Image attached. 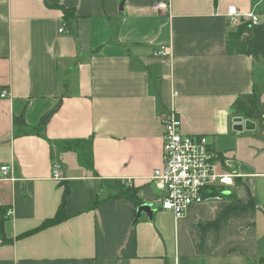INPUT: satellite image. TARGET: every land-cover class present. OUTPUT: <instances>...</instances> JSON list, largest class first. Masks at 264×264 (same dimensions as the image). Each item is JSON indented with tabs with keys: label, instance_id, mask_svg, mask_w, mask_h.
Listing matches in <instances>:
<instances>
[{
	"label": "crops",
	"instance_id": "crops-1",
	"mask_svg": "<svg viewBox=\"0 0 264 264\" xmlns=\"http://www.w3.org/2000/svg\"><path fill=\"white\" fill-rule=\"evenodd\" d=\"M229 6L264 23V0H0V166L10 167L0 171V264H261L264 172L225 148L256 137V121L233 130L232 104L258 86L264 105V58L227 52L244 20L230 24ZM170 109L238 174L178 219L160 209L151 179ZM102 180L135 189L151 218L135 220L140 204L109 196ZM63 184L67 217L35 229L57 211Z\"/></svg>",
	"mask_w": 264,
	"mask_h": 264
},
{
	"label": "built area",
	"instance_id": "built-area-1",
	"mask_svg": "<svg viewBox=\"0 0 264 264\" xmlns=\"http://www.w3.org/2000/svg\"><path fill=\"white\" fill-rule=\"evenodd\" d=\"M154 8L166 10L168 4L159 1ZM228 15L230 24H235L237 17L254 25L260 22L257 14H240L234 6L228 7ZM165 53L164 46L154 51L155 55ZM6 96V89H2L0 97ZM162 124V165L153 170L151 179L162 192L160 209L170 211L178 219L189 205L218 198L223 186L233 185L238 174L234 170V160L225 153L217 152L205 135L181 132V119L174 109L163 115ZM0 171L3 177H8L9 165L2 164ZM51 176L62 179L61 163L57 157L51 161ZM213 190L218 193H211Z\"/></svg>",
	"mask_w": 264,
	"mask_h": 264
},
{
	"label": "trees",
	"instance_id": "trees-1",
	"mask_svg": "<svg viewBox=\"0 0 264 264\" xmlns=\"http://www.w3.org/2000/svg\"><path fill=\"white\" fill-rule=\"evenodd\" d=\"M66 12V10H64ZM226 50L232 53H244L258 60L264 58V23L251 24L248 20H243L236 27L227 33ZM262 88L255 86L250 93L239 95L233 102L232 108L236 115L249 118L256 121L259 128L264 127V105L260 101ZM62 148H68L63 145ZM108 180L101 181V187L106 185ZM109 189L108 195L118 196L124 195L138 206L141 201L136 196V191L130 186H124L114 181L112 185H106ZM217 191L213 190L211 193ZM68 195V187L63 184L61 202L55 214L43 220L35 229L47 227L55 224L67 217L63 210V204ZM98 200H96L97 202ZM2 219H0V233L2 235ZM2 238V236H1ZM1 240L4 241L2 238ZM264 264V258L261 260Z\"/></svg>",
	"mask_w": 264,
	"mask_h": 264
},
{
	"label": "rangeland",
	"instance_id": "rangeland-1",
	"mask_svg": "<svg viewBox=\"0 0 264 264\" xmlns=\"http://www.w3.org/2000/svg\"><path fill=\"white\" fill-rule=\"evenodd\" d=\"M256 137H250L249 135H242L234 142H232L225 152L232 157H235L240 164H244L246 171L264 172V128L255 130ZM229 142L223 140L221 145ZM225 147V146H224ZM256 197L260 201L262 193L263 178L256 177Z\"/></svg>",
	"mask_w": 264,
	"mask_h": 264
},
{
	"label": "water",
	"instance_id": "water-1",
	"mask_svg": "<svg viewBox=\"0 0 264 264\" xmlns=\"http://www.w3.org/2000/svg\"><path fill=\"white\" fill-rule=\"evenodd\" d=\"M232 122H233V126H232L233 130L238 131V132L243 131V130H246V131L254 130L256 127L255 121L249 118H244L243 116H240V115L234 116L232 118ZM142 213L146 214L148 218H151L153 214V209L147 203L140 204L136 208L135 220Z\"/></svg>",
	"mask_w": 264,
	"mask_h": 264
}]
</instances>
